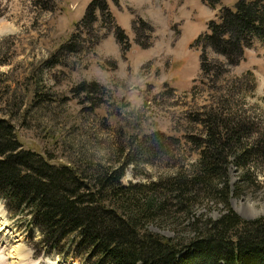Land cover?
<instances>
[{
  "label": "rangeland",
  "instance_id": "1",
  "mask_svg": "<svg viewBox=\"0 0 264 264\" xmlns=\"http://www.w3.org/2000/svg\"><path fill=\"white\" fill-rule=\"evenodd\" d=\"M92 1L0 0V29L10 28L0 30V117L14 124L25 148L57 165H111L132 136L199 135L203 126L197 119L211 109L255 117L264 131V41L256 39L239 64H227L218 76L205 78L201 72L198 39L211 20L219 21L223 8L234 9L239 0H108L126 41L120 44L111 32L96 47L59 55L61 64L52 63ZM144 23L153 28L151 34L136 32ZM142 40L152 45L142 48ZM206 54L224 62L211 49ZM93 82L103 88L95 93L79 88ZM167 149L165 158L158 153L153 163L138 159L128 166L123 182L154 181L198 158L191 145L168 142ZM240 175L233 166V187ZM255 175V184L243 182V194L231 196L233 208L249 220L264 217V166ZM222 209L213 203L200 208L212 217ZM0 216L6 225L0 231V264H79L44 250L39 231L10 219L2 201ZM151 229L172 236L167 229Z\"/></svg>",
  "mask_w": 264,
  "mask_h": 264
},
{
  "label": "trees",
  "instance_id": "2",
  "mask_svg": "<svg viewBox=\"0 0 264 264\" xmlns=\"http://www.w3.org/2000/svg\"><path fill=\"white\" fill-rule=\"evenodd\" d=\"M141 25L136 32H153L149 24ZM76 27L52 63L61 64L59 55L96 47L111 32L120 44L127 38L114 23L108 0H93ZM256 39L264 41V0L223 8L219 21L211 20L197 41L203 48L202 76H218L227 64H239ZM151 45L142 40V48ZM207 49L224 62L211 61ZM79 88L95 93L103 87L93 82ZM252 119L211 109L197 119L203 126L199 135L132 136L116 163L89 168L57 165L25 148L14 124L0 117V201L10 219L39 231L44 250L79 264H264V217L245 219L231 204V196L243 194V182L255 184V169L264 166V131ZM168 142L191 145L198 158L154 181L123 182L126 168L138 159L153 163L158 153L168 156ZM233 166L241 174L234 187ZM210 203L223 207L219 217L200 210Z\"/></svg>",
  "mask_w": 264,
  "mask_h": 264
},
{
  "label": "bare ground",
  "instance_id": "3",
  "mask_svg": "<svg viewBox=\"0 0 264 264\" xmlns=\"http://www.w3.org/2000/svg\"><path fill=\"white\" fill-rule=\"evenodd\" d=\"M8 29H10L9 27H4V26H2L1 27V31H3V33L4 32H6V31H4V30H8ZM1 217V216H0ZM1 221V220H0ZM1 224V228H0V231L2 230V231H4L5 230V227H6V225L2 222V223H0ZM19 259V258H18ZM21 259V258H20ZM22 260V259H21Z\"/></svg>",
  "mask_w": 264,
  "mask_h": 264
}]
</instances>
